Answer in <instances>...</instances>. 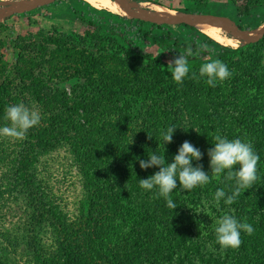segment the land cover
I'll list each match as a JSON object with an SVG mask.
<instances>
[{
    "label": "rangeland",
    "instance_id": "rangeland-1",
    "mask_svg": "<svg viewBox=\"0 0 264 264\" xmlns=\"http://www.w3.org/2000/svg\"><path fill=\"white\" fill-rule=\"evenodd\" d=\"M27 1L30 0H0V14H9L0 18V127L10 125L4 119L9 105L24 103L41 117L40 123L29 129L23 139L0 136V255L6 251L9 256L3 264L12 260L13 264H65L58 245L64 234L60 228L61 218L66 219L64 223L87 218L85 212L82 213L81 203L87 194L93 193L89 187L84 188V177L73 146V121L84 124L88 130L92 127L85 122L84 117L90 111L86 112L84 107L90 105L92 110L98 111L99 103L104 101L101 109L108 113L105 118L109 123L107 128H102L104 132L112 131L113 114L117 110L119 124L125 127L123 138L134 143L151 142L153 152L161 156L168 153L167 162L170 156L178 154L185 141L195 148L196 139L202 142L208 138L214 142L219 131L209 128L206 132L202 128L207 124L203 116L208 115L209 99L217 109L218 105L230 102L233 95L234 100L241 98L245 102V114L234 119L232 112V117L224 116L221 122L241 121L236 123L237 134L241 133L239 139L259 135L264 124V36L250 41L218 33L233 42L215 40L217 44L209 45L211 54L206 58L195 56V60L189 62L188 77L178 84L167 71L172 54L159 40L167 37L169 43H180L186 49L194 42H205L207 34L202 29L188 28L182 22L154 23L127 15L120 9L116 12L106 5V0H96L100 7H94L88 0H54L17 10ZM139 1L187 14L222 16L243 30L255 29L263 23L260 30L264 29V0ZM127 2L133 12L157 14L161 9H141ZM247 5L256 6L249 15L243 12ZM220 46L240 48V51L221 58L217 54ZM216 59L227 65L229 78L217 81L214 88L208 86L204 78H192L193 72L198 77L201 65ZM203 90L204 94L198 96ZM94 115V119L101 117V114ZM168 127L176 128L172 142L165 144V151L159 149L158 152V142H164L160 132ZM99 132L95 131L96 135ZM148 134L153 137L151 140ZM103 138L102 135L97 140ZM202 147L200 144L197 149ZM260 162L253 185L264 176V160L261 166ZM204 163L206 173L211 175L210 163ZM117 167L115 163L111 165V169ZM226 173L227 170L214 178L216 184H229L231 191L234 181H226ZM206 185L197 191L211 189ZM263 185L258 189L250 188L258 193L257 198L264 194ZM172 195L174 192L170 194L173 200ZM113 205L110 215L111 212L127 215L124 209ZM105 206L102 205L101 213ZM147 213L153 216L157 212L151 208ZM136 215L130 214V222L128 218L118 224L119 238L110 239L106 245L108 254L93 252L98 264H115L110 258L112 255L121 259L130 256L131 233L148 256L157 248V238L149 246L140 238L161 233L162 229H157L159 223L170 219H155L156 225L145 219L147 224L139 226L143 218L138 214L132 226ZM99 225L89 221L87 227L91 231H87V235L97 233ZM84 229L85 226H81V233L86 231ZM38 251L41 253L37 254Z\"/></svg>",
    "mask_w": 264,
    "mask_h": 264
},
{
    "label": "trees",
    "instance_id": "trees-1",
    "mask_svg": "<svg viewBox=\"0 0 264 264\" xmlns=\"http://www.w3.org/2000/svg\"><path fill=\"white\" fill-rule=\"evenodd\" d=\"M131 1L140 2L139 0ZM255 8V5H247L243 7V12L249 15L250 11ZM262 25L263 23L257 25L256 28ZM185 26L197 30L191 26ZM205 36L206 40L203 44H207L208 47L210 44H217L212 37ZM167 39V37L160 39L159 43L171 52L172 58L185 52L186 46L177 42L173 44L169 43ZM198 44L202 45L200 42L192 44L194 51ZM239 51L240 48L220 46V51L216 53L219 57L226 58L237 55ZM209 54L211 52L203 51L188 59L189 62H192L195 60V56L206 58ZM204 92L203 90L198 96H201ZM215 94L218 95L217 91H215ZM231 98L230 102L226 101L218 105L217 109H215L216 105L209 99L206 105L208 115L203 116L207 124L202 125L204 131L207 132L209 128H215L219 131L220 135L227 137L230 141L240 138L241 133L237 134L236 130L238 128L236 127V123L239 124L241 121L232 122L231 118L230 121L232 123L226 124L221 122V119L224 116L232 117V112L234 113V119L245 114L243 108L245 102L241 98L234 100V95ZM101 103H104V101H101ZM101 103H99L98 111L97 109L92 110V106L90 105L84 107V109L82 108L86 112L90 111V114H87L84 119L86 124H91V130H88L84 124L82 125L75 122V120L73 121V133L75 132L73 146L76 147L74 153L84 177L82 183L84 184V188L89 187L91 193H93L87 194L86 199L81 203L83 207L82 213L85 212L84 216L87 218H79L76 223H64L66 219L61 218L62 225H60V228L62 232L64 231L65 235L63 234L62 241L58 245L61 258L64 259L65 264H98L93 259V252L96 254L99 252L100 255L108 254L106 245L110 243V239L114 237L119 238V235L116 233V227L120 222L126 221L128 218V222H130L132 219L130 214L141 215L143 223L138 222L139 226L147 224V221L156 225L153 222L155 219L160 221L167 217L170 220L159 223L157 229H162L161 233H156L157 235L152 237L146 235L140 238L142 243L145 242L147 246L150 245V242L154 241V238H157V248L154 249L152 254L148 256L144 253L142 251L143 248H141L142 246L137 243L136 236L131 233L130 241L132 245L130 244L128 247L131 255L125 259L113 255L110 256L115 264H264V194L261 198H257L258 193L256 191H252L250 188L249 191L246 189V192L242 190L241 195L232 205H225L223 200H221L220 207L217 208L213 200L214 194L221 188L230 194L229 184H216L215 178L210 177V182L206 187L211 186V189L198 192L197 189L205 187L204 185L197 186L199 188L192 189L191 191H181L179 181L177 180V189L173 190L174 195H172L173 202L177 208H168L164 199L157 197V189L148 191L139 186L141 176L144 177L143 179H147L159 171V168L156 167L147 170L140 168V160H148V155L155 151L152 149V143H144V141L134 143V141L125 137L123 138L125 127L119 124L120 118L117 110H114L113 114L115 124L110 127L112 131L104 132L102 128H107L109 124L105 118L108 113L106 114V111L101 109L103 107ZM95 113L101 114L100 119H94ZM102 122L104 123L103 125H101ZM97 130L101 131L98 135L95 133ZM102 135L104 138L97 140ZM247 138L244 136L241 140L243 142H250L253 150H257L256 153L259 155L261 166L264 160V124L260 127L257 138ZM213 143L208 138L202 142L196 139L193 144L197 148L202 144L203 147L200 150L202 157L208 159L193 160V167H198L206 161L210 163L208 150L214 148ZM164 147H166L165 142H158V152L159 149L165 151L163 150ZM164 155L167 161L169 155L168 153ZM175 155L172 156L174 157ZM172 156H170L171 159L169 158V164L174 162ZM113 163L119 165V167L111 169ZM203 170L207 172L204 165ZM262 184H264V176L259 180L258 184L253 185L255 187L253 189H258ZM205 200L209 202L206 214L195 213L198 206H201L202 201ZM110 203H114L119 208L124 209L125 214H129L128 217L120 213L116 215L112 212L110 215L109 211L115 207L114 205L111 206ZM102 205H106V208L103 207L101 213ZM151 208L157 212L156 215L151 216L147 213V210ZM232 209H234V213L231 212ZM225 211L234 214L240 222L246 221L251 224L254 232L251 235L241 232V245L238 248H228L222 251L216 243L214 222ZM137 215L134 217L132 226L136 224L135 218ZM89 221L90 224H100V230L97 233L93 231L90 232V235H87L86 232L91 231L89 230L90 227H87ZM81 226H85L84 230L86 231L84 233L80 231ZM209 245H211V248ZM40 253L39 251L37 252V254ZM0 257V264H3L5 259L9 260L6 251ZM12 261L9 264H13Z\"/></svg>",
    "mask_w": 264,
    "mask_h": 264
},
{
    "label": "clouds",
    "instance_id": "clouds-1",
    "mask_svg": "<svg viewBox=\"0 0 264 264\" xmlns=\"http://www.w3.org/2000/svg\"><path fill=\"white\" fill-rule=\"evenodd\" d=\"M203 51L211 52L212 50L209 49L207 44H198L195 51L192 46H188L185 52L180 53L168 62L167 71L176 83H182L189 75L188 58ZM161 70L165 71L163 66H161ZM230 75L227 65L216 59L201 65L198 77L197 73L193 72L192 78H204L207 85L214 88L217 86V81H224ZM4 119L9 121L10 125L0 127V136L23 139L29 129L40 123L41 117L38 111L27 107L24 103H18L9 105L5 109ZM175 131V127L161 130L160 135L165 144L172 142ZM152 138L148 134V139L151 140ZM213 144L214 148L208 150L211 175L203 170L202 165L193 167V160H201L202 153L190 142L185 141L179 148L178 154L173 157L174 162L170 164L166 161L165 155H158L157 151L148 155V160H140L141 169L159 168V171L154 175L139 180L140 188L148 191L157 189V197L164 198L168 208L176 209V204L171 199L170 194L177 189V180L181 191H191L197 186L208 184L210 177H219L227 170L224 179L228 182L234 181L231 193H226L222 188L218 189L213 200L217 208L220 207L221 200L225 205H232L241 195L242 190L251 188L257 180L259 155L253 150L250 142H243L238 138L230 141L219 133L214 136ZM237 165H239L238 170L236 169ZM208 207L209 202L207 200L202 201L201 206H198L195 213L205 215ZM231 212L234 213V209ZM241 232L251 235L254 228L246 221L240 222L229 211L223 212L214 222L216 243L222 251L228 248H238L242 243ZM209 247L211 248V245Z\"/></svg>",
    "mask_w": 264,
    "mask_h": 264
},
{
    "label": "water",
    "instance_id": "water-1",
    "mask_svg": "<svg viewBox=\"0 0 264 264\" xmlns=\"http://www.w3.org/2000/svg\"><path fill=\"white\" fill-rule=\"evenodd\" d=\"M54 0H30L27 2H23L20 4V6H18V9H22L25 6H39L40 4L43 3H50ZM117 1V0H116ZM127 1V0H125ZM133 5L135 6H139L141 7V9H157V8H161L164 9L165 11L175 14L177 16V18L179 17V19H181L179 22L185 23V25L191 26L193 28H199L203 26L205 28V26H210L208 19L209 18H216V19H220V23L217 24V26H215L214 28H216V30L219 33H229L232 34L234 36H240V37H254L255 41L262 38L264 36V30L260 31V27H257L255 29L252 30H243L240 27H237L235 25H232V22L222 16H215V15H195V14H187V13H182V12H178V11H174V10H170L167 9L163 6L160 5H152L150 3H140L137 1H131L129 0ZM9 14H0V18H5L6 16H8ZM199 17L204 19V21L202 22H196L195 18ZM261 32V33H260Z\"/></svg>",
    "mask_w": 264,
    "mask_h": 264
},
{
    "label": "bare ground",
    "instance_id": "bare-ground-1",
    "mask_svg": "<svg viewBox=\"0 0 264 264\" xmlns=\"http://www.w3.org/2000/svg\"><path fill=\"white\" fill-rule=\"evenodd\" d=\"M94 7H100V5L96 2V0H88ZM106 5L110 8L115 10L116 12H119L118 9H120L121 11H123V13L127 14V15H134L135 17L141 18L143 20H147V21H151L154 23H162V22H158V21H171V22H163V23H167V24H177L181 19H179V17L177 18V16L175 14L169 13V12H165L161 9H159L160 12H158L157 14L154 13H149L147 11H142V12H133L130 11V4L125 1V0H115V2H113L112 0H106ZM120 11V12H121ZM196 22H202L204 21V19L196 17L195 18ZM209 24L213 25V24H218L220 23V19H216V18H209L208 19ZM202 27V26H201ZM213 27V26H212ZM208 36L212 37L214 40L220 42V43H228L231 44L233 41L232 40H228V38H225L224 36L219 35L217 31H215L213 28L205 26L201 28ZM264 30V29H262ZM260 30V31H262ZM261 33V32H260ZM247 38L250 41H254V37H244Z\"/></svg>",
    "mask_w": 264,
    "mask_h": 264
}]
</instances>
